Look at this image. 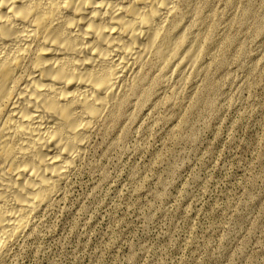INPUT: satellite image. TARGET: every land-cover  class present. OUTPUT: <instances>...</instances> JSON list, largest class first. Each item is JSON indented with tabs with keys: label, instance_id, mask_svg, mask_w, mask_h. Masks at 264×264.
<instances>
[{
	"label": "rangeland",
	"instance_id": "374dc122",
	"mask_svg": "<svg viewBox=\"0 0 264 264\" xmlns=\"http://www.w3.org/2000/svg\"><path fill=\"white\" fill-rule=\"evenodd\" d=\"M184 1L197 74L147 68L0 264H264V0Z\"/></svg>",
	"mask_w": 264,
	"mask_h": 264
},
{
	"label": "bare ground",
	"instance_id": "6f19581e",
	"mask_svg": "<svg viewBox=\"0 0 264 264\" xmlns=\"http://www.w3.org/2000/svg\"><path fill=\"white\" fill-rule=\"evenodd\" d=\"M200 26L184 0H0V260L147 68L166 84L197 74Z\"/></svg>",
	"mask_w": 264,
	"mask_h": 264
}]
</instances>
